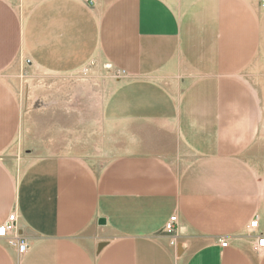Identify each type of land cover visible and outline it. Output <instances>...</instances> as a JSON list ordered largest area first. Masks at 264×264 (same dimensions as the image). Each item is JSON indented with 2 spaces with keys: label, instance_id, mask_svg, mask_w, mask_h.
I'll use <instances>...</instances> for the list:
<instances>
[{
  "label": "crops",
  "instance_id": "1",
  "mask_svg": "<svg viewBox=\"0 0 264 264\" xmlns=\"http://www.w3.org/2000/svg\"><path fill=\"white\" fill-rule=\"evenodd\" d=\"M261 7L0 0V76L97 56L123 76L96 138L32 156L9 152L21 120L0 110V226L16 214L29 245L21 255L0 239V264H264V107L245 75L264 43Z\"/></svg>",
  "mask_w": 264,
  "mask_h": 264
},
{
  "label": "rangeland",
  "instance_id": "2",
  "mask_svg": "<svg viewBox=\"0 0 264 264\" xmlns=\"http://www.w3.org/2000/svg\"><path fill=\"white\" fill-rule=\"evenodd\" d=\"M245 75L264 107V43ZM122 77L101 56L87 67L67 72L43 70L27 62L10 67L0 76V83L5 85L0 86V110L16 112L21 129L9 152L23 153L26 149L32 156L40 146L49 148L71 136L80 142L87 130L96 138L105 125L106 101L113 98ZM36 152L57 153L49 149Z\"/></svg>",
  "mask_w": 264,
  "mask_h": 264
},
{
  "label": "built area",
  "instance_id": "3",
  "mask_svg": "<svg viewBox=\"0 0 264 264\" xmlns=\"http://www.w3.org/2000/svg\"><path fill=\"white\" fill-rule=\"evenodd\" d=\"M177 223V217H172L169 222L166 224L164 231L168 234H173L176 230L175 225ZM258 225V221L255 220L252 222L251 227L256 228ZM0 239H4L13 247H15L18 252L23 255L28 251L29 245L25 238H23L17 232V224H16V214H11L6 222H4L0 226ZM223 247L227 246V243H222ZM259 247H264V238L260 239L258 242Z\"/></svg>",
  "mask_w": 264,
  "mask_h": 264
},
{
  "label": "water",
  "instance_id": "4",
  "mask_svg": "<svg viewBox=\"0 0 264 264\" xmlns=\"http://www.w3.org/2000/svg\"><path fill=\"white\" fill-rule=\"evenodd\" d=\"M100 223L101 224H105V220H100Z\"/></svg>",
  "mask_w": 264,
  "mask_h": 264
},
{
  "label": "bare ground",
  "instance_id": "5",
  "mask_svg": "<svg viewBox=\"0 0 264 264\" xmlns=\"http://www.w3.org/2000/svg\"><path fill=\"white\" fill-rule=\"evenodd\" d=\"M258 221V220H257ZM254 222V221H253ZM252 224V223H251ZM252 228V227H251Z\"/></svg>",
  "mask_w": 264,
  "mask_h": 264
}]
</instances>
